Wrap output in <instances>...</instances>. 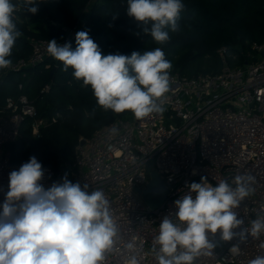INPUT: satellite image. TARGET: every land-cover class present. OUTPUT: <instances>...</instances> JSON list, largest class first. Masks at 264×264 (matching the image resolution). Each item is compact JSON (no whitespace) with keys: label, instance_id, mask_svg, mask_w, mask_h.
<instances>
[{"label":"built area","instance_id":"obj_1","mask_svg":"<svg viewBox=\"0 0 264 264\" xmlns=\"http://www.w3.org/2000/svg\"><path fill=\"white\" fill-rule=\"evenodd\" d=\"M79 29H65L66 37L58 43L71 44ZM48 42L34 41L31 55L11 64L8 71L21 72L48 61L52 58ZM251 48L253 61L244 66H232L229 61H236L237 56L222 47L218 50L224 64L220 73L195 78L170 73V90L161 98L162 113L140 120L134 116L118 119L91 138H81L67 170L42 166L45 176L41 183L46 189L53 182L62 183L67 175L73 183H87L90 190L103 191L120 230V241L106 253L105 264H125L123 245L127 242L137 245L140 264H158L153 241L160 222L166 215L175 220L174 202L187 194V185L199 183L202 176L216 186L220 180L231 183L236 175H252L254 193L234 211L246 229L258 216L264 217V43H254ZM1 112L0 205L8 191L10 172L22 165L12 164L6 146L18 139L26 120L31 121L33 136L40 138L48 123L63 118L60 113L40 118L35 103L24 94L8 98ZM153 172L165 180L169 194L160 207L151 209L139 190L147 189ZM210 240L216 247L205 250L195 264H248L264 256L260 247L264 232L258 238L249 235L240 244L238 255L229 252L238 238L224 242L217 234Z\"/></svg>","mask_w":264,"mask_h":264},{"label":"clouds","instance_id":"obj_2","mask_svg":"<svg viewBox=\"0 0 264 264\" xmlns=\"http://www.w3.org/2000/svg\"><path fill=\"white\" fill-rule=\"evenodd\" d=\"M42 0H0V70L11 66L12 51L22 35L15 21L18 9L35 15ZM183 0H127V15L138 22L141 35H150L159 45L178 32ZM115 16L113 18L115 19ZM76 47L51 39L48 54L62 62L63 70L83 86L90 87L97 105L115 114L131 112L137 119L162 113V97L170 90L172 64L160 47L103 55L87 31H78ZM260 93H258V96ZM115 133L116 129L113 128ZM45 176L35 156L9 174L8 191L0 205V264H105L106 253L120 241V230L103 191L90 190L86 183L62 178L47 189ZM252 175H236L231 183L220 180L216 186L202 176L199 183L187 185L188 192L174 202L175 220L164 216L153 241L158 264H195L207 249L220 241L238 238L229 252L238 255L248 236L264 232V217L258 216L251 228L234 209L254 193ZM125 264H140L137 245L127 242ZM264 248V243H261ZM248 264H264V256Z\"/></svg>","mask_w":264,"mask_h":264},{"label":"trees","instance_id":"obj_3","mask_svg":"<svg viewBox=\"0 0 264 264\" xmlns=\"http://www.w3.org/2000/svg\"><path fill=\"white\" fill-rule=\"evenodd\" d=\"M183 2L185 7L178 20L180 30L170 32V40L159 45L150 35L140 34L138 22L127 15V0H42L35 15L24 9L15 13L22 35L13 48L12 64L31 55L34 41L54 38L61 42L66 37L65 29L75 27L87 31L103 55L119 52L130 56L134 51L143 53L160 47L172 64L170 73L190 78L220 73L224 64L218 50L222 47L237 56L236 61H229L232 66L253 61L249 57L252 45L264 43V0ZM71 47L75 49V39ZM63 67L52 57L21 72L0 70V115L8 98L24 94L35 103L40 118L50 119L56 113L63 116L58 123H48L40 138L33 136L31 121L24 122L18 139L6 146L14 166L35 156L42 166L60 171L65 164H73L81 138H91L97 130L118 119L133 118L128 111L115 114L101 109L91 88L77 81L71 68L64 71ZM46 86H50L49 91Z\"/></svg>","mask_w":264,"mask_h":264},{"label":"water","instance_id":"obj_4","mask_svg":"<svg viewBox=\"0 0 264 264\" xmlns=\"http://www.w3.org/2000/svg\"><path fill=\"white\" fill-rule=\"evenodd\" d=\"M242 52V49L240 50ZM264 55V54H263ZM56 71V68L52 69L50 73V78ZM253 106V105H252ZM84 144V141L82 142ZM62 155L60 158L62 159ZM146 204L151 208L160 207L168 197L169 189L166 185L165 180L157 173H151L150 182L145 191L139 190Z\"/></svg>","mask_w":264,"mask_h":264},{"label":"rangeland","instance_id":"obj_5","mask_svg":"<svg viewBox=\"0 0 264 264\" xmlns=\"http://www.w3.org/2000/svg\"><path fill=\"white\" fill-rule=\"evenodd\" d=\"M86 17H87V14H85L84 15V19H86ZM72 166V164L70 165V164H65L62 168H61V170H67L68 168H70Z\"/></svg>","mask_w":264,"mask_h":264}]
</instances>
